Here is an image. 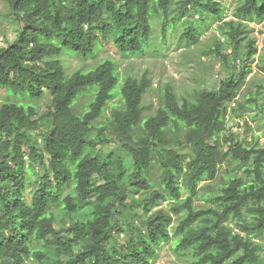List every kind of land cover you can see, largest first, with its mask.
<instances>
[{
    "label": "trees",
    "instance_id": "1",
    "mask_svg": "<svg viewBox=\"0 0 264 264\" xmlns=\"http://www.w3.org/2000/svg\"><path fill=\"white\" fill-rule=\"evenodd\" d=\"M175 1L7 0L22 27L12 44L0 45V86L20 100L50 92L52 102L43 115L24 101L0 107V264H152L171 240L176 251H191L194 264H264L253 238L264 234V147L227 135L230 105L252 68L233 70L194 100L181 102L168 84L157 112L144 117L152 87L147 73L121 80L115 61L106 59L69 75L58 58L65 52L95 57L102 42L141 53L154 37L153 15L161 16L164 34L177 24L169 18ZM183 8L180 17L225 15L222 0H185ZM234 14L241 20L229 22L237 50L246 32L242 22L264 21V0H241ZM199 34L189 20L181 38L197 42ZM248 47V56L257 52L254 40ZM84 95L90 99L80 112L76 104ZM229 160L252 180L230 177L210 197L213 206L197 209L200 184L215 180ZM69 186L76 194L64 195ZM163 201H172L174 214L184 213L175 228L170 212L154 211Z\"/></svg>",
    "mask_w": 264,
    "mask_h": 264
},
{
    "label": "rangeland",
    "instance_id": "2",
    "mask_svg": "<svg viewBox=\"0 0 264 264\" xmlns=\"http://www.w3.org/2000/svg\"><path fill=\"white\" fill-rule=\"evenodd\" d=\"M185 0H176L170 11L169 18H177L176 25H170L168 32L163 33L162 20L160 15H153L154 37L147 48L138 54H124L119 52L111 42H102L97 48L95 57L86 58L81 55L65 52L58 58L63 62L69 75L78 70L89 71L106 59L115 61L121 80L128 77L140 79L147 73L152 79V87L149 89L143 100L145 108L144 117H150L157 112L163 103L164 90L168 84L172 85L177 96L182 102L184 98L194 100L197 93L203 89H217L221 81L233 70L240 71L244 65L252 68L247 76L246 83L240 90L237 101L232 103L231 114L228 120L229 132H234L241 141L250 147H264V21H243L241 28L246 30L240 33L241 41L237 50L232 43L230 27L231 21L235 24L241 22L234 12L241 0H222L225 8V15L222 20H217L212 15H182ZM194 20L200 34L197 42L182 39V34L189 22ZM22 27L19 17L12 13L7 0H0V45L12 44ZM254 40L257 52L249 55L248 44ZM238 55V56H236ZM227 56V60H226ZM260 91L262 92L261 94ZM89 96H82L77 104L78 111L83 112L87 108ZM18 100L36 105L43 115L51 105L52 96L50 92L37 101L26 98L16 99L6 92V88L0 86V107L4 102ZM117 102L121 101L118 97ZM111 109L106 111L111 115ZM35 117V119H37ZM105 117L98 120L96 125L102 123ZM46 125L42 129L46 130ZM41 131L35 132L36 134ZM224 148L228 149L227 141L223 142ZM184 153L191 152L189 148H181ZM41 171H37L33 177L37 180ZM242 176L249 181L244 167L232 161L221 164L218 176L213 181H203L199 188L200 194L195 197L197 209L213 206L210 197L221 192V189L228 183L232 176ZM152 180L160 181V169L155 163L151 172ZM76 194L73 187L69 186L64 190V195ZM189 193L183 192L182 200L186 199ZM27 200H30V192L26 193ZM172 201H163L156 206L154 211L164 209L174 217L173 227L175 228L184 213L174 214L172 212ZM65 223L71 224L72 217H65ZM138 222V221H137ZM64 223V222H63ZM138 224H140L138 222ZM228 224L236 231L242 232L237 225V220L231 219ZM173 229V228H172ZM125 230V228H124ZM173 231V230H172ZM245 234V233H244ZM126 232L118 234V242L124 241ZM175 238V237H174ZM256 242L261 245V255L264 258V234L261 237L253 236ZM195 257L191 251L178 252L175 249L174 241L163 244L152 264H194Z\"/></svg>",
    "mask_w": 264,
    "mask_h": 264
}]
</instances>
